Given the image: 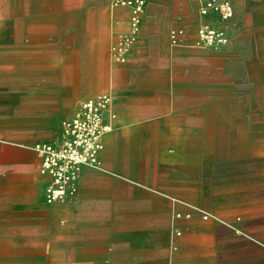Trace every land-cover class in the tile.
<instances>
[{
	"label": "rangeland",
	"instance_id": "1",
	"mask_svg": "<svg viewBox=\"0 0 264 264\" xmlns=\"http://www.w3.org/2000/svg\"><path fill=\"white\" fill-rule=\"evenodd\" d=\"M208 1L221 0H0V151L38 126L31 113L64 98L76 105L89 97L87 85L112 97L132 92L125 150L146 165L149 154L159 164L167 150H187L181 160L191 180L204 172L222 199L218 212L201 203L192 211L238 231L228 229L237 243L220 259L264 264V0H228V22L200 14ZM205 25L221 29L225 45H203ZM185 121L189 141L166 145L165 135L184 134ZM5 159L0 152V199L20 191ZM21 228L27 225L2 218L0 245L10 242L5 230ZM141 237L142 264H183L170 255L177 233ZM95 251L98 261L121 258ZM64 258L51 248L43 261ZM0 262L15 261L3 253Z\"/></svg>",
	"mask_w": 264,
	"mask_h": 264
},
{
	"label": "crops",
	"instance_id": "2",
	"mask_svg": "<svg viewBox=\"0 0 264 264\" xmlns=\"http://www.w3.org/2000/svg\"><path fill=\"white\" fill-rule=\"evenodd\" d=\"M96 89L87 85L83 94L90 93L89 97L76 105V98H64L56 106L34 111L31 116L38 126L14 135L11 148L1 149L6 155L2 167L19 177L20 191L0 199V220H16L27 228L5 230L3 236L10 242L0 245V256L4 253L14 264H45V253L56 248L67 258L46 264H142L141 236L145 231L150 239L158 233H177L176 249L170 254L175 261L226 264L219 255L229 253L237 239L229 232L231 228L202 221L192 211L193 205L201 203L208 211L218 212L215 205L222 199L216 186L205 181L204 172L191 180L181 160L187 150H167L164 162L159 164L149 154L147 165L142 156L125 150L123 120L134 102L132 92L111 96L116 115L114 131L103 139L98 164L81 168L76 196L63 203H45L47 178L39 173L40 159L33 146L57 142L62 123L73 117L80 103L106 94L94 92ZM190 126L185 121L184 134L169 133L162 141L166 145L189 141ZM195 132L199 135L198 129ZM114 234L121 240H114ZM96 249L121 258L110 260L108 256L98 261Z\"/></svg>",
	"mask_w": 264,
	"mask_h": 264
},
{
	"label": "built area",
	"instance_id": "3",
	"mask_svg": "<svg viewBox=\"0 0 264 264\" xmlns=\"http://www.w3.org/2000/svg\"><path fill=\"white\" fill-rule=\"evenodd\" d=\"M200 14H215L222 22L233 18L234 7L228 0L208 1L201 6ZM199 40L207 48L223 46L225 33L216 27L205 25L199 30ZM112 97L101 94L79 104L72 118L61 125V137L54 143L36 144L33 151L40 159L39 173L47 178L44 200L47 205L73 199L78 191L82 167L95 166L103 150V139L113 131L116 115L112 109ZM202 221H214L226 225L215 215L197 211Z\"/></svg>",
	"mask_w": 264,
	"mask_h": 264
},
{
	"label": "bare ground",
	"instance_id": "4",
	"mask_svg": "<svg viewBox=\"0 0 264 264\" xmlns=\"http://www.w3.org/2000/svg\"><path fill=\"white\" fill-rule=\"evenodd\" d=\"M140 4H142V3H140ZM134 21H135V20H134ZM97 164H98V163H97ZM97 164H96V165H97Z\"/></svg>",
	"mask_w": 264,
	"mask_h": 264
}]
</instances>
